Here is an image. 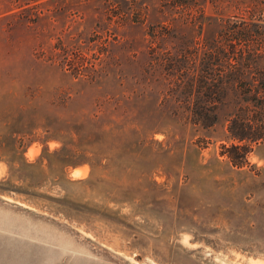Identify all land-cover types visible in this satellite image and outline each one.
<instances>
[{
	"label": "rangeland",
	"instance_id": "obj_1",
	"mask_svg": "<svg viewBox=\"0 0 264 264\" xmlns=\"http://www.w3.org/2000/svg\"><path fill=\"white\" fill-rule=\"evenodd\" d=\"M166 1L0 0V264H264V140L243 167L220 154L233 83L209 129L170 113L203 42L264 0Z\"/></svg>",
	"mask_w": 264,
	"mask_h": 264
},
{
	"label": "trees",
	"instance_id": "obj_2",
	"mask_svg": "<svg viewBox=\"0 0 264 264\" xmlns=\"http://www.w3.org/2000/svg\"><path fill=\"white\" fill-rule=\"evenodd\" d=\"M176 0H167L169 4L176 7ZM253 10L255 8H252ZM255 12L251 13L248 11V16L241 15L236 19H227L224 22H232L233 25L225 26L226 29H231L236 27V29L245 30L246 32L240 33L242 36L234 39L235 41H227L228 45L225 47L219 45L214 39L211 42H203L207 50L203 53L202 62L205 63L204 70L201 73H191L189 69L187 72L181 75L182 79H178L180 84L184 87L188 86V91L191 92L189 86L193 84H200V88H204L206 92L199 93L197 90H193L191 93H178V89H172V94L177 93L174 97L176 100L181 101L184 96V100H190L193 98L192 104H179L170 110L171 115L174 118H178L179 121L185 124H191L204 129H209L215 124H217L218 117V107L216 105H210L212 101L217 102L228 96V93L224 90V86L227 83H233L234 97L241 99L244 105H239L237 109L235 108L227 116V130L230 137L236 140L239 144L221 145L222 156H226L230 163L235 167H243L247 165V154L248 147L241 145L242 142L250 141L257 142L258 140H264V68L257 71V73H250V76L246 73V70L254 63L259 62L263 56L257 54L250 55L248 50V37H251V33H255L259 38H264V15H255ZM199 19L206 21L207 19ZM218 18H213V21L217 22ZM253 42V41H250ZM242 45V46H241ZM240 47V49H238ZM203 49L205 47L203 45ZM259 50V49H257ZM221 53L224 55L223 60L228 69H232L228 77L224 80L221 75H218V79L212 77L209 74L208 62H219V56L214 58V54ZM219 55V54H218ZM206 64L208 66H206ZM212 65V63H210ZM249 78V83H246ZM247 79V80H246ZM212 82L216 83L215 86ZM211 84V85H210ZM244 86L248 88L243 89ZM213 87V88H212ZM240 88V90H239ZM215 89V90H214ZM243 89V90H241ZM177 90V91H176ZM204 98L207 100L203 101ZM204 102H210L208 104H203ZM255 108L253 113L250 111ZM258 111H257V110Z\"/></svg>",
	"mask_w": 264,
	"mask_h": 264
}]
</instances>
